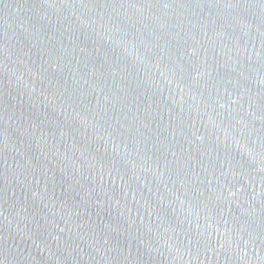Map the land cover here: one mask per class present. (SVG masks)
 <instances>
[{"label": "water", "instance_id": "1", "mask_svg": "<svg viewBox=\"0 0 264 264\" xmlns=\"http://www.w3.org/2000/svg\"><path fill=\"white\" fill-rule=\"evenodd\" d=\"M0 264H264V0H0Z\"/></svg>", "mask_w": 264, "mask_h": 264}]
</instances>
